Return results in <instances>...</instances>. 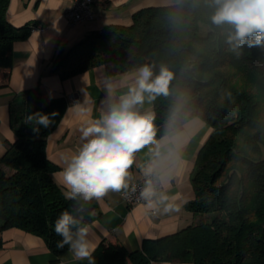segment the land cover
Segmentation results:
<instances>
[{
	"label": "trees",
	"instance_id": "trees-1",
	"mask_svg": "<svg viewBox=\"0 0 264 264\" xmlns=\"http://www.w3.org/2000/svg\"><path fill=\"white\" fill-rule=\"evenodd\" d=\"M10 0H0V71L8 77L12 46L35 23L13 25L6 17ZM211 0H179L148 5L131 14L129 24L111 23L88 32L51 59V71L69 78L97 65L114 64L118 72L148 64L154 73H173L167 96L153 101L157 134L179 127L192 111L211 130L198 147L190 182L194 197L184 206L195 223L157 238H144L138 250L121 241H101L95 264H264V44L233 50L230 28L211 22ZM68 101L48 98L38 87L25 92L23 108L12 113L16 138L0 156V232L17 227L43 238L58 255V215L72 201L53 179L58 169L46 155V139ZM35 112L58 113L48 128L33 132L25 118ZM95 215L102 212L92 202ZM2 240L0 238V247ZM85 264H88L86 261Z\"/></svg>",
	"mask_w": 264,
	"mask_h": 264
},
{
	"label": "crops",
	"instance_id": "crops-1",
	"mask_svg": "<svg viewBox=\"0 0 264 264\" xmlns=\"http://www.w3.org/2000/svg\"><path fill=\"white\" fill-rule=\"evenodd\" d=\"M179 0H95L92 20L69 23L63 15L72 0H10L6 17L10 23L20 26L27 22L36 27L22 40L12 46V67L7 78L0 71V156L8 143L16 138L11 126L12 113L24 106L25 92L40 88L48 98L68 97L76 93L78 102H68L57 126L46 139V155L58 166L52 173L54 181L60 186L59 172L63 167L62 153L74 152L82 143L79 128L82 121L97 115L103 107L106 96L105 84L108 81L119 84L139 67L118 72L114 64L97 65L81 71L69 78L61 79L51 71V59L55 52L66 50L88 32L100 29L111 23L129 24L131 14L144 6L163 5ZM126 91L118 87L116 94ZM85 97L87 101L85 102ZM85 102L91 111L77 115L71 107ZM153 112V102L145 103L142 111ZM211 128L192 111L185 113L184 122L177 128L157 134V139L167 137V146L174 152V164L168 182L163 186L179 211L152 214L146 211L143 202L128 206L121 192H110L100 201V218L89 223L92 226L90 239L97 246L101 241H121L126 249L133 251L141 247L144 238L164 236L195 223L198 217L184 206L194 197L190 182L196 151L205 140ZM148 146L136 153L135 162L130 169V182L142 175V168L151 159ZM63 189V187H62ZM0 264H85L76 261L68 249L54 255L42 237L17 227H9L0 232ZM151 264H193L190 261H155Z\"/></svg>",
	"mask_w": 264,
	"mask_h": 264
},
{
	"label": "clouds",
	"instance_id": "clouds-1",
	"mask_svg": "<svg viewBox=\"0 0 264 264\" xmlns=\"http://www.w3.org/2000/svg\"><path fill=\"white\" fill-rule=\"evenodd\" d=\"M211 4V22L229 26L227 43L233 50L245 44H264V0H211ZM172 79L173 73L167 67L154 73L153 67L145 64L118 85L108 81L103 107L97 109L95 117L83 120L79 128L82 143L74 152L61 154L60 181L66 199L73 203L55 219L54 232L61 237L57 247L67 245L76 261L95 264L92 226L86 222V217L95 215L92 202L99 203L110 192L129 190L136 153L150 145L151 159L142 168L145 182L140 197L144 207L152 214L179 211L168 192L162 190L170 177L174 152L167 146V137L157 139L155 114L142 111L145 103L169 95ZM118 87L126 91L117 95ZM85 102L76 103L71 109L84 115L91 111ZM57 115L35 112L25 118V123L33 125V132L38 134L41 127H50Z\"/></svg>",
	"mask_w": 264,
	"mask_h": 264
},
{
	"label": "built area",
	"instance_id": "built-area-1",
	"mask_svg": "<svg viewBox=\"0 0 264 264\" xmlns=\"http://www.w3.org/2000/svg\"><path fill=\"white\" fill-rule=\"evenodd\" d=\"M95 0H72L71 4L63 10V15L69 23L83 22L92 20L95 15L92 10V3ZM68 102H78L79 97L76 93H70L66 97ZM145 177L143 175L130 182V188L122 191L121 196L128 206L143 202L140 192L144 187ZM164 187L162 186V190Z\"/></svg>",
	"mask_w": 264,
	"mask_h": 264
}]
</instances>
